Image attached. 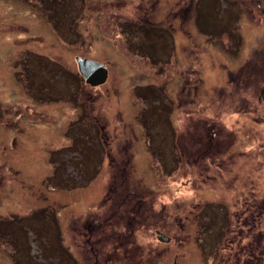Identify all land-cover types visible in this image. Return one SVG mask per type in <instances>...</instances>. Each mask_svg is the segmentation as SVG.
<instances>
[{
	"label": "rangeland",
	"instance_id": "obj_1",
	"mask_svg": "<svg viewBox=\"0 0 264 264\" xmlns=\"http://www.w3.org/2000/svg\"><path fill=\"white\" fill-rule=\"evenodd\" d=\"M0 264H264V0H0Z\"/></svg>",
	"mask_w": 264,
	"mask_h": 264
},
{
	"label": "water",
	"instance_id": "obj_2",
	"mask_svg": "<svg viewBox=\"0 0 264 264\" xmlns=\"http://www.w3.org/2000/svg\"><path fill=\"white\" fill-rule=\"evenodd\" d=\"M76 62L78 71L87 85L97 88L107 83L109 78V68L107 65L86 57H77ZM157 234L160 242H170V238L166 237L164 233L157 232Z\"/></svg>",
	"mask_w": 264,
	"mask_h": 264
},
{
	"label": "flooded vegetation",
	"instance_id": "obj_3",
	"mask_svg": "<svg viewBox=\"0 0 264 264\" xmlns=\"http://www.w3.org/2000/svg\"><path fill=\"white\" fill-rule=\"evenodd\" d=\"M31 3H34V1H36V0H29ZM89 59V58H88ZM76 82V81H75Z\"/></svg>",
	"mask_w": 264,
	"mask_h": 264
},
{
	"label": "trees",
	"instance_id": "obj_4",
	"mask_svg": "<svg viewBox=\"0 0 264 264\" xmlns=\"http://www.w3.org/2000/svg\"><path fill=\"white\" fill-rule=\"evenodd\" d=\"M34 76H35V74H34Z\"/></svg>",
	"mask_w": 264,
	"mask_h": 264
}]
</instances>
